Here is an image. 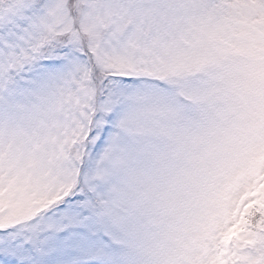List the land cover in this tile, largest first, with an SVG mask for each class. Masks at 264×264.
<instances>
[{
    "label": "snow or ice",
    "instance_id": "1",
    "mask_svg": "<svg viewBox=\"0 0 264 264\" xmlns=\"http://www.w3.org/2000/svg\"><path fill=\"white\" fill-rule=\"evenodd\" d=\"M0 264H264V0H0Z\"/></svg>",
    "mask_w": 264,
    "mask_h": 264
}]
</instances>
